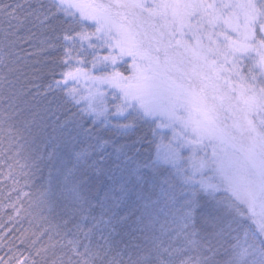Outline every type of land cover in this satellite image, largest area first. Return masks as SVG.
Listing matches in <instances>:
<instances>
[{"label": "snow or ice", "instance_id": "1", "mask_svg": "<svg viewBox=\"0 0 264 264\" xmlns=\"http://www.w3.org/2000/svg\"><path fill=\"white\" fill-rule=\"evenodd\" d=\"M0 233V264H264V0H0Z\"/></svg>", "mask_w": 264, "mask_h": 264}, {"label": "trees", "instance_id": "2", "mask_svg": "<svg viewBox=\"0 0 264 264\" xmlns=\"http://www.w3.org/2000/svg\"><path fill=\"white\" fill-rule=\"evenodd\" d=\"M21 35H24V33H21ZM37 44L38 41H34L33 45L21 44L15 51L18 58L20 59V66L22 70L28 72L32 80L31 84L28 85V87L31 89V92L26 97V99L33 106L39 109H44L47 107L48 99H50V97L43 96V89L41 88L38 92L36 86L46 84L47 80L49 79L46 70L40 71L42 68V62L46 61L48 57L43 55L39 47L36 46ZM30 53H38V55H29ZM52 118L54 119V117ZM61 119H64L62 114ZM87 126L88 125L86 124L85 127ZM100 135L105 139H111L114 141L113 144H109L107 146V152L110 153L112 155V159L115 160L117 155L115 148L122 144L128 143L131 139L135 138L136 134L120 136L115 133L101 131ZM80 139L87 142V139L84 136H81ZM142 153L143 154L140 156V159H143L144 155H146L143 150ZM131 154L132 153L130 152L129 155ZM161 222L163 223V220ZM17 227L19 226L17 225ZM4 235L5 233H0V257L7 259L10 255L20 256L21 252H24V254L27 255L25 245L21 244V241L15 238L19 235V233L10 234L8 240L3 239ZM9 249H11V251H9Z\"/></svg>", "mask_w": 264, "mask_h": 264}]
</instances>
